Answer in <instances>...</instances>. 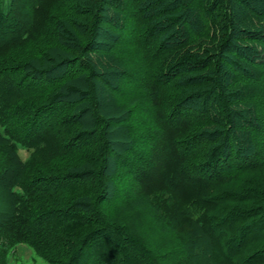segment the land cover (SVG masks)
I'll use <instances>...</instances> for the list:
<instances>
[{
	"label": "trees",
	"instance_id": "16d2710c",
	"mask_svg": "<svg viewBox=\"0 0 264 264\" xmlns=\"http://www.w3.org/2000/svg\"><path fill=\"white\" fill-rule=\"evenodd\" d=\"M0 48V264H264V0H0Z\"/></svg>",
	"mask_w": 264,
	"mask_h": 264
},
{
	"label": "rangeland",
	"instance_id": "374dc122",
	"mask_svg": "<svg viewBox=\"0 0 264 264\" xmlns=\"http://www.w3.org/2000/svg\"><path fill=\"white\" fill-rule=\"evenodd\" d=\"M32 39H34L37 36L36 31H32ZM2 48H0L1 51ZM6 49H3V51H5ZM2 51V52H3ZM10 52L7 53V51L4 52V54H9ZM12 55V54H11ZM127 88V87H126ZM145 149V148H143ZM123 150H120L119 153H122ZM19 154L22 158H25V156L27 155V151L23 148L19 149ZM142 153V152H141ZM246 154V153H245ZM142 156H144V160H148L149 163H154L155 161H150L153 159H158L159 157L156 155L155 152H153V150H143V153L141 154ZM247 157V156H245ZM116 158V157H114ZM166 160H164L163 162L165 163V165H169L170 169L172 171H170L169 173H173L172 176L170 175V178H168L170 181H172V184L175 183L174 181V177H175V172L178 171V166L177 165H173L176 164V162H173V156L170 155L167 157H165ZM235 160V159H233ZM230 161H232V158H230ZM229 161V162H230ZM158 162V160L156 161ZM173 162V164H172ZM257 160L254 161L253 164L255 169L250 168V170L244 169V171L242 172H238V176L237 179L231 183V185H237L238 187L241 188V190H243L245 188V185H254V186H258V187H264V161L261 163L259 160L258 162ZM116 166V165H115ZM120 167L118 168L119 171H113V173H115L114 177V182L112 186L108 197L104 198L103 200V213H105V215L107 217L113 218V219H118L119 217H123L125 220L127 219V221H130L131 219L128 218V216H135V214L129 215V213L127 211H125V201L124 200V191L123 190V185H127L125 187H128L130 185V181L129 180V176L126 175L125 171H124V167L119 165ZM238 171V167L235 168ZM240 171V170H239ZM236 173V172H235ZM126 176H125V175ZM123 177V178H122ZM129 180V181H127ZM129 183V184H128ZM112 184V183H111ZM206 187H202L200 191L201 194L205 193L206 191ZM184 193L186 194H194L196 192V190L192 187V186H187L184 189ZM257 191V190H255ZM258 192H253V194L255 195L254 199L251 200H247L245 202H239V203H234L232 206L234 207H238L239 209L243 208V209H247V210H253L254 208H261L262 210H264V203H261L258 201V197H260L261 193ZM262 196V195H261ZM121 207V208H120ZM124 210V212L122 211ZM156 230V229H154ZM143 237L150 241L152 244H156L158 247V251L160 253L166 252V251H170L171 248V243H167L168 240L166 239L167 237L160 234L158 232V230H156V232H153L151 230L146 229V232L143 231ZM257 248H262L264 247V240H260L259 243L257 244ZM10 264H49L46 260H44L42 257H40L39 255H37L34 250L28 246H26V244H21L20 246H18L13 253V257L11 260Z\"/></svg>",
	"mask_w": 264,
	"mask_h": 264
}]
</instances>
